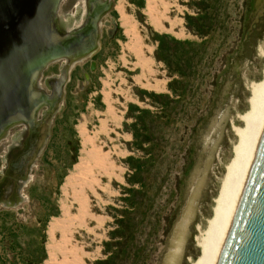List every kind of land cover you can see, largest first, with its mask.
Here are the masks:
<instances>
[{
    "label": "rangeland",
    "instance_id": "obj_1",
    "mask_svg": "<svg viewBox=\"0 0 264 264\" xmlns=\"http://www.w3.org/2000/svg\"><path fill=\"white\" fill-rule=\"evenodd\" d=\"M110 1V9L99 18L95 51L67 73L42 152L31 169V180L18 189L20 201L13 205L0 203V264L60 261L58 245L65 234L61 231L65 209L73 212L79 207L73 191L90 162L92 147L87 135L100 133L102 118L120 133L116 161L122 172L95 199V211L102 223L96 230L98 240L89 243L87 251L91 258L86 263H101L109 252L111 256L117 254L113 256V264H164L175 228L188 206L193 214L178 264H193L200 254L197 245L200 233L212 214L213 198L236 141L233 128L242 125L238 117L248 108L250 84L261 78L264 0H169L167 10L163 0H155L152 14L147 0ZM192 1L199 4L193 6ZM92 6L84 0H60L56 8L58 30L79 25L95 10ZM197 6L206 19L207 33L203 40L187 28L184 19L193 15ZM164 34L162 42L167 50L160 53L168 59L167 64L154 55L157 39ZM133 39H140L141 45L151 51L147 57L152 73H143L144 79L131 49ZM184 41L192 44L179 43ZM126 46L130 48L127 50ZM60 66V61L51 62L40 73L37 82L47 96L51 90L45 79L57 77ZM170 75L186 81L181 92L168 90ZM137 76L143 84L150 83V88L137 83L134 80ZM144 91L173 97L168 102V116L161 113L158 99ZM107 92L114 100V116L107 113ZM129 104L148 109V113L140 114L143 127L138 124L136 127L140 135L156 140L152 162L143 175L145 186L140 188L143 193L135 198L127 190L130 170L125 158L144 153L131 142L137 111L134 108L128 111ZM45 110L46 106L41 105L36 119ZM20 127H10L4 139H0V193L9 182L7 177L21 170L13 169L15 157L33 136L29 132L21 148L12 146L11 141L21 135ZM135 200L138 207L130 209ZM123 211L128 219L125 216L124 222L118 224ZM116 229L118 232L120 229V238L114 235Z\"/></svg>",
    "mask_w": 264,
    "mask_h": 264
},
{
    "label": "water",
    "instance_id": "obj_2",
    "mask_svg": "<svg viewBox=\"0 0 264 264\" xmlns=\"http://www.w3.org/2000/svg\"><path fill=\"white\" fill-rule=\"evenodd\" d=\"M59 1L0 0V139L14 125L28 126L37 107L45 105L48 96L34 76L55 60L70 68L97 47L96 21L111 1L104 5L90 0L93 6L99 4L97 8L79 25L61 31L56 14ZM47 130L48 124L44 139ZM216 264H264V125Z\"/></svg>",
    "mask_w": 264,
    "mask_h": 264
},
{
    "label": "bare ground",
    "instance_id": "obj_3",
    "mask_svg": "<svg viewBox=\"0 0 264 264\" xmlns=\"http://www.w3.org/2000/svg\"><path fill=\"white\" fill-rule=\"evenodd\" d=\"M97 1L99 2L103 0ZM147 1L149 4L148 8L150 12L152 11L151 9H153L152 7H154L153 4L155 3V0ZM163 2L165 6H161H164L167 10V6L170 1L163 0ZM88 6L90 7V5ZM118 9L121 13L122 19L126 23V16L123 12L122 7L119 6ZM98 24L99 18L96 21V25ZM134 34L132 33L133 37ZM140 41V39H133L131 49L135 53V56L137 58L136 63H138V65L140 66L142 79H144L143 73H152L151 61L147 57V55L150 54L151 51L148 49V47L144 48L141 45L142 43ZM125 48L127 49V46ZM70 52L71 51H69V53ZM65 56H68V54H66ZM65 60L68 59L65 57ZM68 68L69 66L64 64L63 71H65L64 73L62 72L61 75L62 83L65 80L64 78H66L65 74L67 73ZM40 73L34 76L36 85H39L37 80L40 76ZM146 78L147 77H145V79ZM52 80L58 83L59 77H54V79ZM134 80L137 83L143 84L139 76L135 77ZM56 83L53 88H51L53 90V93H57L58 97L62 94V88H60L62 85H59L58 87ZM143 86L150 88L151 84L147 82L143 84ZM57 87L60 88L58 92L56 90ZM249 88L250 95L247 98L248 108L244 112L239 114L238 118L241 121L242 125L233 128L234 134L236 136V141L232 145V156L224 166V173L220 179L217 194L213 198V206L211 209L212 214L207 219L205 225L206 227H204V229L201 231V236L197 243L200 248V254L197 258H195L193 264H216L224 238L226 236L233 213L235 211L257 142L264 125V63L262 65L261 78L257 81L252 82ZM31 93L35 94L36 92L34 90H31ZM48 99V101L46 100V102H44L45 105H47V107L49 108V111L47 112V119L43 118L44 120L42 119L43 121L39 122L37 127L39 136L40 134L43 135V132H45L46 126L50 121L49 118H51L50 110L55 109L57 104V102L54 103L55 101H52L54 104L53 106L51 105L52 99L50 95H48ZM105 101L107 104V113L114 116L116 110L114 108V100L112 101L110 92L106 93ZM101 120L103 123L101 124V128H99L100 133L94 136H89L88 134V138L86 137L88 139V143L92 147V153L90 152V162L86 164L84 176L80 179L79 182H77V188L73 187V199L77 201V206L79 207L78 209L76 208L77 210H75L74 208L73 212H71L69 209H65V221L63 222V225L61 224L63 226L61 231L65 234H63L64 237H62L63 235L61 236L63 240H61L62 242L60 243V245H58V248L61 252L60 261L58 260V263L53 262V264H88L86 263V260H89L91 256L89 255L90 253L89 251H87V248H89L90 242L98 240L99 234L96 237V233H98L96 230L101 228L102 223V219L100 220V215L95 211V208L97 207L95 199L98 198L97 195L102 192V190L106 188L109 189L112 179L117 180L121 177L122 168L116 161V155L118 152L117 141L120 137V133L117 130H113V127L116 128V126H111L109 122L106 121V118H102ZM192 214L193 210L191 209V207L188 206L184 209L182 218L178 222L171 238V249L165 258L164 264L179 263L182 253V246L187 232V225L192 217Z\"/></svg>",
    "mask_w": 264,
    "mask_h": 264
},
{
    "label": "trees",
    "instance_id": "obj_4",
    "mask_svg": "<svg viewBox=\"0 0 264 264\" xmlns=\"http://www.w3.org/2000/svg\"><path fill=\"white\" fill-rule=\"evenodd\" d=\"M191 4H193V6L198 5L199 3L197 1H192ZM195 11L193 15H186L184 17L185 19V24L187 26L188 29L196 32L195 34L199 37H201V40H203V38H205L207 31L205 30V16L203 13H201L200 8L197 6L195 7ZM166 36L164 35H159L158 39H157V46L156 49L154 51V55L156 58H158V60H162L164 63L167 64V58L165 56H163L160 52H164L167 50V47L165 46V44L162 42L163 39H165ZM201 42V41H200ZM181 44H192V42L190 41H184V42H179ZM177 71V70H176ZM183 77V75H181ZM181 78V77H180ZM186 81H181V79H179V77H173V75H170V79L167 81V88L170 91V93L176 92V91H182L183 89V84ZM186 84V83H185ZM145 94L149 95L151 98H156L158 99V104H159V109L162 110L161 113L165 114L166 116H168L167 114V107H168V102L174 100L173 97L170 96V94H166V93H153V92H145ZM134 108L137 111V114L134 116L135 118V123H132V129H131V135H132V144L138 148L141 153L144 155L139 156V157H134L133 155H128L125 158V162L127 164L128 169L130 170L128 178L126 179L127 183H129L130 186L127 187L128 192L131 193V197L135 198V196H138L139 194L141 195L143 193V191H140V188H143L145 186V182L143 180V175H146L147 173V169H148V164L150 162H152V148L155 145L156 141L154 139L151 140L148 138V136L146 137L145 135H140V129H138L136 126L137 124L143 127V121L142 118L140 116L141 113H148V109H141L138 108L136 105L133 104H129L128 105V111H130L129 109ZM162 117V116H161ZM163 118V117H162ZM145 130V129H144ZM150 156V157H149ZM136 185H138V187H136ZM131 197L129 196L128 200L129 202H131ZM139 202H137L136 200L131 203V208L135 210L138 207ZM136 206V207H135ZM129 209V210H130ZM121 211V210H120ZM121 213V212H120ZM128 219V215H126V212L123 211L122 215L118 216V220L116 221L118 224H121L124 222L125 217ZM122 226V225H121ZM126 229V228H125ZM114 235L116 237H121V233H120V229L119 232L116 229V231L114 232ZM116 245V244H115ZM114 245V246H115ZM117 254H113L111 256V254L109 252L106 253V256H109L108 258L105 257V259L98 264H113L111 263V261L113 260V256H115Z\"/></svg>",
    "mask_w": 264,
    "mask_h": 264
},
{
    "label": "flooded vegetation",
    "instance_id": "obj_5",
    "mask_svg": "<svg viewBox=\"0 0 264 264\" xmlns=\"http://www.w3.org/2000/svg\"><path fill=\"white\" fill-rule=\"evenodd\" d=\"M87 1L89 3V0H84V2H87ZM106 1H108V0L99 1V3L100 4L104 3V5H106ZM55 61H60L61 62L60 69H58V71H60V73L57 76V77H59L58 83L51 81L52 79H54L53 77H55V76L48 77V78L45 79V84H47L48 87L51 90V99H52V97H54V99H55V100L54 99L51 100V105L52 106H53L54 103L57 102V98L58 97H57V93H53V90L50 87V84L53 85V84L56 83L58 85V87H59V85H63V83L65 82V80L67 78V74H66V78H64L65 80L62 83L61 75H62V72L64 73V71H65V70L63 71V69H64V61L61 60V59L60 60H55ZM52 62H54V61H52ZM73 66L74 65H72L68 69L67 73L70 72V69ZM60 78H61V80H60ZM58 87L56 88L57 92H58V90L60 88H62V86L60 88H58ZM54 95H56V96H54ZM52 101L53 102L55 101V102L53 103ZM45 106H46L45 113L40 117V119H36V117H35L34 120L28 124V126L19 125V126H21L20 127V131H19V134H21V135H19L18 137H16L15 139H13L11 141V144H13L12 146L17 147V148H21L22 144H23L22 143L23 139L26 136H28L29 132L33 133V136L30 137V139L28 140L27 144L25 145L26 147L22 148L21 153L18 156L15 157V165H14L13 169L16 167L17 169L19 168L21 170H19V171L16 170V171H14V173L12 175L7 177L9 179V182L4 185V188L2 189V191L0 193V203L1 204L13 205V204L19 202L20 201L19 200L20 196L17 193L18 189L20 187L24 186L28 181L31 180V174L30 173H31L32 167L34 166V161H36L37 157L42 152V147L44 146L46 137L48 135V131H47L46 137L44 139V135H45L46 130H45V132H43V135L40 134V136H39V134L37 132L38 123L43 121L45 118L47 119V112L49 111V108L47 107V105H45ZM19 137H20L21 141H20V139L19 140L17 139ZM43 139H44V142L41 143ZM38 144H40V145H38Z\"/></svg>",
    "mask_w": 264,
    "mask_h": 264
}]
</instances>
